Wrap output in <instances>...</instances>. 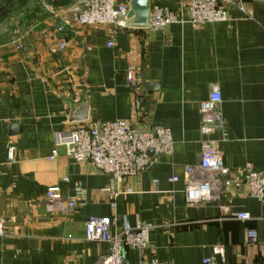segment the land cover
<instances>
[{
    "label": "crops",
    "instance_id": "obj_1",
    "mask_svg": "<svg viewBox=\"0 0 264 264\" xmlns=\"http://www.w3.org/2000/svg\"><path fill=\"white\" fill-rule=\"evenodd\" d=\"M76 1L54 7L51 0L23 34L0 42V264H97L109 246L86 239L91 215L111 217L112 233L126 221L152 225L150 245L127 251L130 263L264 264V204L243 183L247 165L264 174V0H231L226 21L199 24L188 19V0H149L178 20L159 30L113 29L81 26L68 15L70 25L57 31ZM131 64L142 85L138 103L127 84ZM214 85L225 127L209 138L226 171L204 177L200 103ZM82 100L87 119L71 122L70 109ZM117 120L169 128L172 153L117 183L57 142L58 133ZM188 166L196 167L191 177ZM173 176L179 179L170 182ZM203 180L214 196L189 202L187 185ZM112 184L121 191L115 207ZM51 186L77 205L49 208ZM243 212L250 218L238 219ZM248 229L257 232L255 243Z\"/></svg>",
    "mask_w": 264,
    "mask_h": 264
},
{
    "label": "built area",
    "instance_id": "obj_2",
    "mask_svg": "<svg viewBox=\"0 0 264 264\" xmlns=\"http://www.w3.org/2000/svg\"><path fill=\"white\" fill-rule=\"evenodd\" d=\"M231 0H188L186 5L188 19L192 24L213 23L226 21L228 4ZM128 2L119 0H77L60 17L62 21L56 25L59 32H64L70 23L64 19L66 16L73 18L74 22L81 26H107L113 29H127L126 20ZM178 20L176 13L164 6L150 7L145 26L151 30L164 29L169 24ZM62 48L67 46V41L62 39ZM113 46V42H109ZM139 72L135 65L131 64L126 70L127 84L133 93L135 102L141 100V82ZM222 93L217 85H214L208 98L201 101V132L207 136L202 145L198 168L204 177L214 172H225L222 153L209 137L225 127L223 115L220 111ZM58 144H66V154L77 161H90L97 170L108 174L113 181L119 183L126 177L136 176L144 169L150 168L155 157L161 154H171L173 150V138L169 128L152 126L146 129L133 126L125 120L113 122H101L93 126H79L68 133L57 134ZM196 167L186 168L187 177L195 174ZM68 180L67 178H63ZM179 178L173 176L170 182ZM243 183L249 194L264 204V174L256 172L251 165H247L243 177ZM112 199L111 205L115 207V199L121 193L120 189L112 184L108 188ZM186 199L191 203H198L205 199H211L214 194L208 180L190 182L185 189ZM48 207L57 202L60 207L70 211L77 205L75 198L63 197L58 186H51L47 190ZM238 219H249V213L243 212L237 215ZM111 217H88L86 222V239L89 241L107 243L108 250L103 254L97 264H165L157 259L145 261L140 259L137 263L127 260L128 250H137L141 254L148 247L149 235L152 225L148 222H139L131 225L125 222L121 231L111 232ZM3 225L0 223V233ZM247 239L250 243L257 241V232L254 229L247 230ZM218 252L221 249H217ZM205 264H212L213 258L205 259Z\"/></svg>",
    "mask_w": 264,
    "mask_h": 264
},
{
    "label": "rangeland",
    "instance_id": "obj_3",
    "mask_svg": "<svg viewBox=\"0 0 264 264\" xmlns=\"http://www.w3.org/2000/svg\"><path fill=\"white\" fill-rule=\"evenodd\" d=\"M49 2L51 0H26L13 5L8 17L0 20V42L23 34L27 27L38 21Z\"/></svg>",
    "mask_w": 264,
    "mask_h": 264
},
{
    "label": "water",
    "instance_id": "obj_4",
    "mask_svg": "<svg viewBox=\"0 0 264 264\" xmlns=\"http://www.w3.org/2000/svg\"><path fill=\"white\" fill-rule=\"evenodd\" d=\"M150 9L149 0H129L128 1V12L126 15V20L129 25L141 26L145 25L148 19ZM143 84L148 86L145 79H142ZM88 116V103L84 100L81 101L79 108L73 106L70 109V121H83L86 120Z\"/></svg>",
    "mask_w": 264,
    "mask_h": 264
},
{
    "label": "trees",
    "instance_id": "obj_5",
    "mask_svg": "<svg viewBox=\"0 0 264 264\" xmlns=\"http://www.w3.org/2000/svg\"><path fill=\"white\" fill-rule=\"evenodd\" d=\"M26 0H2L0 3V20H4L11 13V8L13 5L23 2ZM73 0H52L54 7H63L71 4Z\"/></svg>",
    "mask_w": 264,
    "mask_h": 264
}]
</instances>
